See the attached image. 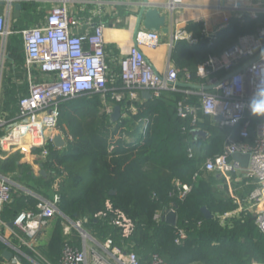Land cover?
<instances>
[{"label": "trees", "instance_id": "trees-1", "mask_svg": "<svg viewBox=\"0 0 264 264\" xmlns=\"http://www.w3.org/2000/svg\"><path fill=\"white\" fill-rule=\"evenodd\" d=\"M261 23L264 14L245 17L242 23L233 18L209 43L202 34L203 24L189 22L186 30L193 32L197 43L190 46L184 40L177 42L173 63L180 70L178 77L188 72L189 82L203 83L196 76L197 67L210 55H219L241 35L253 33ZM7 49L14 67L3 83L0 111L7 112V119H13L18 112V99L26 94L25 85L15 81L23 63L20 37L11 36ZM222 74L223 71L216 72L217 76ZM119 85L118 80L107 83L109 88ZM112 92L107 90L103 97L84 94L59 100L57 127L64 135L65 145L59 149L47 145V158L41 162L47 175H39L34 185L28 183L30 167L21 163L18 154L0 160V173L43 196H49L50 189L58 193L62 215L71 220L85 219L83 227L88 232L100 240L112 237L135 251L142 264H148L152 253L159 254L166 264L264 263V232L256 225L254 214L243 210L220 218L237 209V201H244L256 181L248 177L235 180L234 175L228 181L224 175L203 167L206 159L222 152L226 134L236 129L218 128L203 113L197 94L164 90L139 103L127 98L112 100ZM104 101L120 106L117 121H110L103 111ZM179 101L194 109L195 125L191 124L192 114H178ZM194 128L207 135L194 136ZM182 184L190 189L180 199ZM106 201L134 221L135 228L128 237H121L117 228L95 218ZM36 203V198L15 189L1 218L12 220L20 210L35 209ZM170 207L177 214L175 225L155 220L157 211L165 213ZM201 207H206L212 217L206 218ZM49 224L50 235L41 256L22 247L37 264H57L67 237L76 246L80 242L74 228L69 235L64 234L61 215H55ZM178 229L186 234L180 243L175 242ZM5 249L0 241V260ZM21 263L34 264L24 256Z\"/></svg>", "mask_w": 264, "mask_h": 264}, {"label": "built area", "instance_id": "built-area-1", "mask_svg": "<svg viewBox=\"0 0 264 264\" xmlns=\"http://www.w3.org/2000/svg\"><path fill=\"white\" fill-rule=\"evenodd\" d=\"M17 0H0L5 6L4 13L0 12V90L4 63L9 59L7 44L9 37L19 36L24 52V73L27 80V92L18 99L16 118L7 119L0 111V158L5 153H12L16 148L38 149L37 157L40 162L48 155L47 145H54L57 132L63 133L57 127L58 102L84 94H99L104 96L109 90L107 83L120 81V85L112 87L111 99L121 101L124 98L134 100L147 90L152 96H159L164 90L178 89L179 69L167 65L165 71H156L145 56L142 48L154 50L161 44V32L140 26L133 42L119 58V71L113 77L107 64L105 26L102 22L93 25L92 31L80 33L77 25L80 19L68 13L67 0H34L49 3L42 20L33 25L20 29L11 27V10ZM146 7L157 6L166 16V22L172 32V41L184 40L189 45H195L197 39L184 27L182 21L173 18L174 11L180 7L193 9L196 5L186 4L185 0H165L163 2L149 1ZM214 9L226 14L221 16V28L228 25L231 16L243 22L244 17L257 18L264 14V0H254L245 5L228 4L218 0ZM203 24V36L210 43L216 39V32H207ZM173 28V29H172ZM264 23L258 25L253 33L241 35L236 42L222 49L219 55H210L198 66L196 76L206 80L207 84L220 82L215 91L198 92L201 108L204 114L215 121L218 128L229 127L236 129L226 134L223 150L220 154L206 159L204 169L224 175L228 181L252 178L256 187L247 195L243 202H238L237 209L223 214L220 218L237 215L243 210L252 212L255 223L264 232V115L253 114L249 101L259 90H264ZM254 57L243 70L225 77ZM223 71L221 76L213 75ZM44 75L46 78L39 79ZM186 79L190 74L185 72ZM113 104L104 101L103 111L110 115ZM181 117L192 114L191 124L195 125L194 109L181 101L177 104ZM254 116V119L251 118ZM28 135V142L22 139ZM236 152L248 154V164L245 169L232 160ZM21 190L26 195L37 199L35 209L20 210L10 220L11 227L0 216V241L6 245L5 250H11V264H22L24 256L22 247L38 253L35 240L48 226L55 215L64 219V234L69 235L74 228L79 235V245L71 243L67 237L61 247L57 264H142L135 251L118 244L110 236L100 240L88 232L83 223L85 219L71 220L62 215L58 209L60 195L52 192L49 197L38 194L8 176L0 173V213L3 207L12 199L14 190ZM190 187L181 185L178 198L183 199ZM169 209H173L170 207ZM174 210V209H173ZM164 213L157 211L154 218L162 220ZM101 222L118 229L120 236L128 237L134 230V221L121 210L114 208L109 201L105 208L95 214ZM7 230L9 236L16 239L17 245L4 236ZM176 243H180L186 234L178 229ZM9 250V251H10ZM37 264V263H36ZM51 264V263H47ZM148 264H166L157 253H152ZM264 264V263H259Z\"/></svg>", "mask_w": 264, "mask_h": 264}, {"label": "crops", "instance_id": "crops-1", "mask_svg": "<svg viewBox=\"0 0 264 264\" xmlns=\"http://www.w3.org/2000/svg\"><path fill=\"white\" fill-rule=\"evenodd\" d=\"M141 1L142 0H67L66 2L68 13L80 19V24H78L76 27L80 33L92 31L93 25L99 22H102L104 24L105 26L104 38L106 42V53H107L106 60L109 69L113 77L115 78L117 77V73L119 71V66H118L119 58L126 52L128 46L133 42V28L136 22V13L139 9L138 5ZM149 1L157 2V0H149ZM225 1H227L228 4L235 3L236 5H245L248 3H253L254 0H225ZM14 3L19 4V7L15 8L13 4L11 10L10 24L13 29H20L22 27H25L26 25L27 26L33 25L38 21L42 20L46 14V9H48L49 7V3H41L34 0H17ZM214 6L211 7L200 6L193 9H185L184 7H180L174 11L173 18L182 21L181 24L179 25L184 27L185 29L189 22L204 23L205 30L207 32H211V33L216 32L217 35L221 30L225 28V27L221 28L220 24L222 23L221 16L226 13L219 10L217 11L216 9H214ZM4 11H5V6L3 3H0V12L4 13ZM233 18H235V16H231L230 21ZM237 20L240 23H242L239 19ZM168 23L170 25V21L168 22L167 20V25ZM172 32L173 30H170L168 34L161 33V44L158 48L154 50L142 48V51L144 52L148 61L151 63L153 68L158 72L165 71L167 65L175 66L173 63V53L175 51V46L178 41L176 42L172 41L171 38ZM188 32L195 37V35H193V32L191 31ZM23 65H24V52H23V63H22L23 72L22 75H19L20 77L16 76L17 79H15V81L16 84L25 85L27 92V80H26L27 78L24 73ZM13 67H14V61L9 55V59L6 60L4 63L2 78H7L10 75V72L13 70ZM215 76H217L216 73L213 75V78ZM13 77L14 76H12V78ZM38 78L44 79L46 77L44 75H40L38 76ZM178 79H179L178 81L181 83H188V84L200 85V86L207 84V81L203 79H202L204 81L203 83L189 82L188 81L189 79H186L185 77V72L184 75L181 74V76H179ZM177 87L180 91L188 94L198 95V92L202 90L200 88L186 87L181 85H178ZM2 91L3 88H1L0 90V105L3 102ZM209 91H215V88ZM144 99L147 98L142 97L140 94L133 101L142 103ZM6 113L7 112H5L4 114ZM16 116L14 118H16ZM37 153H38V149L35 148L28 149V148L18 147L12 153H5L4 158H0V160L2 161L7 159L8 157L10 158L11 155L18 154L21 163H25L30 167L29 175L31 176V179L28 181V183L34 185V180L39 175L42 176L47 175L45 169L43 168L41 162L37 157ZM42 171L44 172L41 173ZM8 177L11 180H13L10 176ZM52 191L53 190L50 189L49 192L52 193ZM10 202H12V199ZM0 216L2 217L1 213ZM5 222L9 224L10 219L6 220ZM3 234L11 242L12 245H17L16 239H13L11 236H9V232L7 230H5ZM49 235H50V224H48V226L40 233V235L37 236L35 240L34 244L36 245V248L38 250V253L34 252L35 255L41 256V249L47 243ZM4 251L5 250H3V252ZM22 252L25 258L36 264V262L32 260L24 251ZM0 264H11V262L9 259L3 257L2 260H0Z\"/></svg>", "mask_w": 264, "mask_h": 264}, {"label": "water", "instance_id": "water-1", "mask_svg": "<svg viewBox=\"0 0 264 264\" xmlns=\"http://www.w3.org/2000/svg\"><path fill=\"white\" fill-rule=\"evenodd\" d=\"M149 0H142L139 3V9L136 13V22L133 28V39L134 36L136 35L137 30L139 29L140 26H143L146 29L149 30H153V31H159L163 34H168L170 29L167 26V22H166V16L161 12V10L155 6V7H146L145 3H148ZM15 8L19 7V4H15L14 3ZM264 54V50L262 51V53L260 55ZM258 57H254L253 59H251L250 61H248L247 63H245L244 65L240 66L239 68H237L235 71H232L231 73H228L225 77H228L232 74H234L235 72L241 71L243 70L246 66H248L252 61H254L255 59H257ZM220 82V80L211 83V84H206V85H193V84H188V83H181V82H177V85H181V86H186V87H195V88H200L204 91H209L211 89H214L215 86ZM141 96L144 98H151L152 94L147 91V90H143L141 91ZM120 117V106L119 105H114L113 106V110L109 115V120L110 121H117ZM220 117L219 116H215L214 120L215 121H219ZM193 134L194 136L197 135H202V136H206L207 133L204 130H201L199 128H194L193 129ZM22 142H28V135L25 136L22 139ZM65 145V139L63 138V136L61 135V133L57 132L54 136V147L55 149H59L64 147ZM248 154H242L240 152H236L232 155V160L238 163V166L240 168L245 169L247 167L248 164ZM44 171H42L41 173H43ZM201 211L203 212L204 216L206 218H210L212 217V214L210 213V211L206 208V207H201ZM162 220H164L166 223H169L171 225H175L176 224V220H177V214L175 212V210L173 209H167L162 217ZM9 226L11 227V223H9ZM12 253L9 250H5L2 253V256L5 257L6 259H9V257H11Z\"/></svg>", "mask_w": 264, "mask_h": 264}, {"label": "clouds", "instance_id": "clouds-1", "mask_svg": "<svg viewBox=\"0 0 264 264\" xmlns=\"http://www.w3.org/2000/svg\"><path fill=\"white\" fill-rule=\"evenodd\" d=\"M253 114L264 115V90H259L249 101Z\"/></svg>", "mask_w": 264, "mask_h": 264}, {"label": "rangeland", "instance_id": "rangeland-1", "mask_svg": "<svg viewBox=\"0 0 264 264\" xmlns=\"http://www.w3.org/2000/svg\"><path fill=\"white\" fill-rule=\"evenodd\" d=\"M157 1H160V2H163L165 0H157ZM216 1L217 0H185V3L186 4H190V5H196V6H205V7H211V6H214L216 4ZM21 74L22 75V70H20ZM6 78H1V88L3 87V83L5 81Z\"/></svg>", "mask_w": 264, "mask_h": 264}]
</instances>
